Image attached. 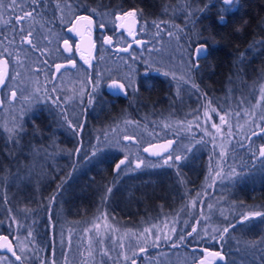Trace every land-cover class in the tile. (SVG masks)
Here are the masks:
<instances>
[{
    "label": "flooded vegetation",
    "instance_id": "1",
    "mask_svg": "<svg viewBox=\"0 0 264 264\" xmlns=\"http://www.w3.org/2000/svg\"><path fill=\"white\" fill-rule=\"evenodd\" d=\"M64 2L42 0L39 5H34L31 0V20L35 22L30 31L32 40L33 35L52 31L48 42H56L61 57L52 61L45 56L46 48L33 45L34 55L40 56L41 60L36 61L31 76L33 82H39L37 85L41 88V99H34L29 90L31 100L37 103V107L24 118L29 127L28 132L32 135L36 133V136L46 137V126L47 130L50 127L52 131H56L55 127L58 125L68 140L64 141L67 145L62 149L79 148L81 151L63 153L66 158L64 176L45 179L47 188L43 198L44 209H34L31 200H27L25 211H2L4 206L0 204V236L8 237L7 242L0 247V264H133V261L135 264H177L176 258H161L159 253L176 255L178 249L193 251L191 261L194 262L191 264H201V261L204 264H224L228 261L225 241L220 235L224 228L217 229L218 240L207 242L195 237L203 231L202 227L194 225L195 220L206 217L204 207L208 200L217 198L220 201L231 200L233 203L237 201L236 183L239 177L225 179L209 172L210 153H213L209 150L212 135L209 113L204 114L202 110L204 105L211 102L210 56L207 52L197 61L193 50L197 43H204V38L198 36L189 49L179 55L177 24L172 13L164 20H159L154 17L155 14L144 15L139 7L130 3L123 9L110 3L109 27H101L97 11L95 14L92 11L83 12L70 1L67 3L74 12L67 17L62 16L63 10L59 6ZM130 10H136L137 15L133 17L135 29L129 32L122 27V22L127 17L116 20L115 11L120 14ZM83 16L89 17L91 21L81 29L91 39L92 47L89 51L80 47V35L76 34V19ZM157 24L160 25L159 29ZM141 26L149 28L151 33L154 31V34L168 37V49L148 51L142 48L147 40L144 39L145 34L138 33ZM164 29H167L166 34L158 32ZM116 31L126 41L114 48L112 43ZM105 37H110L111 43L106 44L109 48L103 50L99 48V38ZM65 40L68 41V50H65ZM129 41L131 43L128 44ZM0 60L6 58L1 57ZM194 63L198 67L193 71ZM235 64H238V59ZM57 65L63 67L57 71ZM8 69L3 64L0 66L2 72ZM234 70L238 72L234 76V83L239 86L242 81L241 73L238 68ZM113 81L123 84L124 89L114 90ZM218 84L225 86L226 82L217 81L216 85ZM2 86L0 85V106ZM241 106L233 107L240 109ZM254 133L256 132L251 131L250 136ZM109 138H134L130 143L136 149L151 148L155 154H162L166 149H186L191 159L182 162L175 160L172 164L134 167L130 170L121 168L119 173L113 161L110 171L115 176H108L106 182L98 188L95 179L98 155L92 157V153L96 150L94 146L99 149H118L109 142ZM169 141L172 142L170 145ZM160 146L166 147L162 150ZM243 147L244 145L241 147L235 143V153H239ZM107 162L109 169V158ZM235 163L233 161V165ZM163 167L170 168L174 176L137 180L124 177L145 168ZM146 187H151L156 193L144 196L142 191ZM163 189L168 190L170 196L157 194V191ZM71 190H74V195L69 193ZM53 191L56 193L52 197L48 193ZM97 218L105 219L107 224L110 218L117 227L135 232L149 229L147 233L159 234L166 230L171 240L160 243L149 241L138 246L128 257L108 256L98 261L95 248L99 242L94 237ZM182 218L189 220L187 225H182ZM75 221L77 222L74 223ZM66 222L70 223L61 225ZM92 226L96 231L92 230ZM193 228L197 229L195 233ZM61 230H76L80 234L90 235V242L89 238L81 241L89 252L83 253L78 260H60L66 258L67 245L56 238ZM179 233L193 234L188 236L186 242L179 243ZM7 244H11L16 255L22 257L21 261H16L12 252L5 247ZM108 244L106 248L109 250ZM141 248L145 251L141 252ZM118 249L123 250V246L119 244ZM208 251L222 253L224 259L208 257Z\"/></svg>",
    "mask_w": 264,
    "mask_h": 264
},
{
    "label": "rangeland",
    "instance_id": "2",
    "mask_svg": "<svg viewBox=\"0 0 264 264\" xmlns=\"http://www.w3.org/2000/svg\"><path fill=\"white\" fill-rule=\"evenodd\" d=\"M220 1L223 8H228V6L223 5L222 0ZM8 3L9 0H5L4 7L0 8V54H2L0 58L5 57L6 61L9 62L7 66L9 67L8 72L11 78H7L8 86H2L1 89L2 106H0V126L10 139H16L22 129H24L23 127L26 126L24 117L30 113L34 107H37V103L31 100L29 90L34 95V99L39 101L41 99V88L37 85L39 82H33V76H31L34 71L33 68L36 66V61L39 62L41 60L40 56L34 55L32 51L33 45L46 48L47 53L45 51V56L51 58L52 61H56L57 57H61V54L58 51L55 41L50 40L51 43L48 42V38L53 34L52 31H45L43 34L33 35L32 40V33H30V31L33 30L35 22L31 20V16L25 19L23 23L17 22L19 17H23L26 13L30 12L31 0H17L18 6L14 9H9ZM176 5L177 7L174 13L175 17L177 16V27L178 30H184L185 26L192 23L191 18H194V15L200 12V9H197L191 0H177ZM59 8L63 10L62 16L64 17L74 12V9L66 2L60 4ZM118 12L119 11H115V14H118ZM190 13L195 14L189 15ZM120 14L122 15V12ZM112 17H114V15H112ZM97 19L100 26L108 25L109 27L108 10L97 11ZM148 29L141 26L138 32L145 34L144 39L147 40L142 48L148 51L168 49V37L154 34V31L151 33ZM166 31L167 29L159 30L158 32L164 35ZM117 32L118 31H116V33ZM27 39H30L31 43H27ZM125 41V38L120 35V33H117L115 34L112 46L117 48V45L121 46ZM127 43L129 44L131 42L129 41ZM141 45L142 44H140V48ZM189 46L190 44L178 41V54L183 55L184 52L189 49ZM99 48L103 50L109 48L104 42V38H99ZM5 49H7V51H5ZM1 65L2 64H0V66ZM43 73L46 74V71ZM262 88H264V75H260L256 84L252 85L253 91L250 94V96L252 95L250 100H243L240 94H238L235 99H229L231 104L237 106L242 105L240 109L233 107L231 104H227V102H225L226 105L222 104V109L215 106L212 101L204 105L202 112L204 114H207V112L209 113L210 131L212 135L210 139L211 149L209 150H212L213 153H210L209 162L211 167L209 172L213 173L215 176L217 175V177L225 179H232L238 176L241 177L242 175L240 173L244 174L248 171V166H246L244 170L240 167L241 160L245 161L247 157L252 161L250 162L251 171L264 165V158L259 157V148L264 145V133L261 132V129L264 128V92L261 91ZM13 90L17 93L15 98L11 96ZM258 113L260 115H258ZM259 116L262 118V121L258 119ZM221 117L224 118L223 122L221 121ZM217 129H219V131ZM222 130L223 133L221 132ZM251 131H255V135L252 134L250 136ZM257 138H260V140L258 139L256 141ZM126 139L127 138H109V142L115 144L118 148L112 149L115 153H118L115 163L127 158L125 165L122 166L123 169L130 170L136 167L138 163L141 166H150L154 164L164 165L165 161L169 160V157H171L169 164H172V162L176 160V156L181 157L180 162L191 159L186 149H166L162 151V154H155L154 149H151L149 152H145L144 149H136V146L130 143V140H134V138H128L127 141ZM137 141L141 142L140 139H137ZM235 143H238L241 147L244 145L245 148H241L242 150L234 156L230 154L227 161H225L230 149H234ZM247 145L249 146L247 147ZM101 150L102 149H100V152ZM151 152L152 155L150 154ZM221 153L224 154L223 157H221ZM30 154L31 161L27 164L29 165L28 171L26 170L19 175H12L10 177L11 183L19 186L28 183V179L35 178V175L32 176L30 172L34 162L40 164L41 161H43L42 163L44 166H47L49 163L55 165L54 160L57 158L56 152L50 149H31ZM233 161H236L234 165ZM254 162L256 163L253 164ZM43 165L37 164L35 166V169L39 166L38 172L36 170L37 177H41ZM44 177L45 175L41 177V179ZM4 182L5 185L10 183V181ZM6 188L7 186L5 190ZM15 202L16 200L13 199L11 208L2 207L1 210L25 211L26 207L22 206L21 203L16 204ZM204 210L206 217H204L203 220L198 218L194 223V225L202 227L203 229L201 233L196 234V238L203 239L204 241L207 240V242L213 239L215 240L218 237L214 236V234H216L219 227L225 228L228 227L229 224L237 225V227L229 229V232L224 233L222 236L223 239H226L225 242L230 239L232 251L229 253L234 256V258L228 259L224 264H264V261L260 259V257L264 256V244L259 243L264 240V217H255L241 223L243 215H247L250 212L264 213L262 211L264 210L262 206L241 205L238 202L233 203L231 200L224 199L220 201L214 198L205 203ZM180 221L182 225H187L189 220L182 218ZM76 222L77 221L74 223ZM95 222L97 232L94 234V237L95 239L97 238L99 242L97 248H95V257H98V261L108 256L128 257L137 250L138 246L140 247V245L149 241H156L155 236L157 234L147 233L144 230L135 232L127 228L122 229L112 223L110 218L109 224H107L105 219L100 220V218H97ZM256 222L258 223L256 227L254 226L251 230L248 229L251 223ZM67 223L70 222L62 223L61 225H66ZM92 230L96 231L93 226ZM159 235H161V237L165 235L169 236L166 230H162ZM89 237L90 235L80 234L76 230H61L58 232L56 234L57 240L67 243L65 248L66 258L60 260H78L83 253L89 252V249L81 242L83 240L87 241ZM90 241L91 238H89V242ZM253 242L258 244V247L255 249L250 247ZM107 243H109V250L106 248ZM119 244L123 246V250L118 249ZM242 249H245L247 256L242 254ZM115 252L119 255H116ZM119 252H121V254ZM159 257L167 259L176 258L177 264H191L194 262L191 261L193 258V251L191 249H178L176 255L170 256L164 254V252H160Z\"/></svg>",
    "mask_w": 264,
    "mask_h": 264
},
{
    "label": "trees",
    "instance_id": "3",
    "mask_svg": "<svg viewBox=\"0 0 264 264\" xmlns=\"http://www.w3.org/2000/svg\"><path fill=\"white\" fill-rule=\"evenodd\" d=\"M50 1V0H47ZM57 1V0H55ZM75 3L76 7L83 12H91L93 9L96 11L108 10L109 4L113 3L116 8H125L127 4L139 7L144 15L155 14L154 17L159 20H164L170 16V13L175 17V11L177 7V0H59ZM192 3L200 9L194 18L192 23L184 27V30H178L177 39L187 44L195 42L197 37H203V41L206 44L210 56L209 62V76H210V89L209 96L211 101L218 105L231 104L229 99L237 98L240 94L243 100H250L253 91L252 85L256 84L258 77L264 75V0H234L233 6L230 8H223L220 0H191ZM129 6V5H128ZM162 9V11L160 10ZM223 9V12H222ZM225 16V21L219 20L220 15ZM168 20V18L166 19ZM177 24V23H176ZM192 28V29H191ZM204 28V30H203ZM239 29V31H237ZM238 59V64H235V60ZM238 65V66H237ZM241 73L242 81L241 85L237 86L234 83V76L238 73L234 69H237ZM230 78V81H229ZM224 80L225 86L220 84L216 85L217 81ZM247 103V102H246ZM234 106V104H231ZM258 115H260L258 113ZM259 120L262 118L259 116ZM26 121V119L24 120ZM26 124L24 131H22L16 139H10L0 126V204L7 208L12 207V200H16L17 203H21L26 207L27 200H31V206L34 209H44V196L47 188L46 177L60 178L63 177L66 158L63 153H73L76 149H62L68 141L65 139V135L61 128L56 125L55 130L52 131L50 127L47 130L46 137L36 136L29 133V127ZM224 139V138H223ZM260 140V138H258ZM225 141V140H224ZM234 148V147H233ZM31 149H50L56 152V160L54 164L43 165V161L39 164L34 162L33 168L30 169L32 176L35 178L28 179L23 185H16L11 183L10 177L14 174L24 173L29 169L31 161ZM242 149H240L241 151ZM236 149H230L226 160L231 154L234 156ZM59 156V157H58ZM118 153H115L112 149H102L98 154V168L95 179L98 188L104 184L109 178L115 176L111 174L110 164L115 161ZM109 158V169H108ZM249 158L245 161L241 160L240 167L242 170L248 166L246 173H241V177H238L237 188V201L241 205L249 206H262L264 209V165L259 168H255L251 171ZM254 162L253 164H255ZM43 165V173L38 174L44 178L37 177L39 166ZM26 168V169H25ZM37 170V172H36ZM109 172V175H108ZM185 173V170H184ZM174 176L170 168H145L134 173L125 175L127 179H147L148 177L170 178ZM4 177V178H3ZM7 177V178H6ZM47 177V178H48ZM123 177V175L121 176ZM4 181H10L5 185ZM46 184V186H45ZM7 186L6 190L5 187ZM147 186V185H146ZM145 187V186H141ZM57 188V186H55ZM158 189V187H155ZM167 188V187H165ZM75 190V189H74ZM74 190L69 191L71 195H74ZM10 192V193H9ZM56 191L50 192L52 197ZM156 193L152 191L151 187L143 189L142 194L152 195ZM41 194V195H40ZM157 194H164L170 196L168 190L157 191ZM11 197H10V196ZM42 197V198H41ZM12 199V200H10ZM69 206V205H68ZM264 212V210H262ZM256 223H251L248 229H252L257 226ZM218 234L215 236L217 237ZM184 236L185 239L181 241L180 237ZM178 242H186L188 240L187 233H179L177 235ZM218 240V238L216 239ZM228 240V239H227ZM226 241V239H224ZM232 251V243L230 239L225 242V252L227 258H234L229 252ZM242 254L247 256L245 249H242Z\"/></svg>",
    "mask_w": 264,
    "mask_h": 264
},
{
    "label": "snow or ice",
    "instance_id": "4",
    "mask_svg": "<svg viewBox=\"0 0 264 264\" xmlns=\"http://www.w3.org/2000/svg\"><path fill=\"white\" fill-rule=\"evenodd\" d=\"M41 2H42V0H33V4L34 5H39ZM222 2H223V5L228 6L230 8L231 6H233L234 0H222ZM4 4H5V0H0V8H3L4 7ZM17 6H18L17 5V0H9V3H8L9 9H14ZM95 11L96 10L93 9L92 10V14H95ZM222 12H223V9H222ZM32 14L33 13H31V12L26 13L25 16L19 17L17 19V22L18 23H23L24 20L27 19L28 17L32 16ZM194 14L195 13H190L189 15H194ZM136 15H137L136 10L124 11L122 13V15L121 14H117L116 15V20H120V19H122L124 17H135ZM77 19L78 20H89V17H77ZM225 19H226L225 16L223 14H221L220 17H219V20L221 22H224ZM89 22H91V21L89 20ZM101 27H103V25H101ZM156 27L159 29L160 28V25L157 24ZM237 31H239V29H237ZM29 35H31V34H29ZM26 42L27 43H31V40L30 39H27ZM104 42L106 44L111 43V38L110 37H105L104 38ZM137 43H140V41H137ZM64 45H65V50H68V41L67 40L64 41ZM5 51H7V49H5ZM125 51H127V49H125ZM207 52H208V48H207V46L205 44H198V46L196 47V52H195V58H196V60L198 61ZM0 55H2V54H0ZM189 61L190 62L192 61L191 55L189 56ZM8 63L9 62L6 61V60H0V64L5 65V68H7ZM62 67H63V65H57L56 66L57 71H59ZM197 67H198V64H195L194 63L192 65V70L194 71ZM7 78H11L8 71L0 72V85H3L5 87H7L8 86L7 85ZM112 87L116 91H121V90L124 89L125 86L123 84H117L115 81H113ZM261 91L264 92V88H262ZM16 95H17L16 91L13 90L11 92V96L13 98H15ZM54 103H55V101H54ZM89 103L90 104L92 103L91 99L89 100ZM221 121L222 122L224 121V118L223 117H221ZM81 127H83V126H81ZM217 130L219 131V129H217ZM261 132L264 133V128L261 129ZM254 135H255V133H254ZM171 143L172 142L169 141V145ZM153 147H155V146H153ZM160 147L163 150V148L166 147V146H160ZM94 148L96 150L92 153V157H96L99 154V152H100V149H99L98 146H94ZM76 151H77V153H79L81 151V149L78 148ZM144 151L145 152H149V151H151V148H145ZM223 155L224 154L221 153V157H223ZM259 157L260 158H264V145H262L259 148ZM126 159L127 158L122 159L118 163H116L115 169H116L117 173H119V171L121 170L122 166L125 165ZM175 159H176V161H179V160H181V157L180 156H176ZM170 161H171V157H169V160H166L165 161V164H169ZM140 166L141 165L139 163L136 165L137 168H140ZM109 191H111V189H109ZM255 217H264V213H262V212H250L247 215H243L242 216V219H241V223L246 222V221H249L250 219L255 218ZM235 227H237V225L229 224L228 227H225L223 229V232L220 235L223 236L224 233L229 232V229L235 228ZM148 231H149V229H145V232H148ZM173 231H175V228H173ZM196 231H197V229L196 228H193V233H195ZM193 233H188V236L191 237ZM29 235H31V234H29ZM2 239L7 240L8 237L5 236V237H2ZM180 239H181V241H183L185 239V237L184 236H181ZM155 240H156L157 243H160L162 241L163 242H166V241H170L171 240V237L170 236H167V235L161 237V235L157 234L155 236ZM259 243L260 244H264V240L260 241ZM5 247H7V249H8L9 252H12V255L15 256L16 261H21L22 260V257L19 256V255H16V252L13 251V247H12L11 244H7V245H5ZM250 247L252 249H255L256 247H258V244L255 243V242H253ZM140 251L143 252V251H145V249L141 248ZM213 255L214 256H221V254L219 252L213 253ZM221 259H223L222 256H221ZM260 259L262 261H264V256L260 257ZM133 264H135V261H133ZM201 264H204V261H201Z\"/></svg>",
    "mask_w": 264,
    "mask_h": 264
},
{
    "label": "water",
    "instance_id": "5",
    "mask_svg": "<svg viewBox=\"0 0 264 264\" xmlns=\"http://www.w3.org/2000/svg\"><path fill=\"white\" fill-rule=\"evenodd\" d=\"M85 17V16H83ZM89 23V20H78L76 19V34L80 35L79 37V45L83 50H87L89 51L92 47L91 45V39L89 37L88 34H85L82 32V28L85 26V24ZM122 27L125 28V30L127 31H133L135 29V20L133 17H127L123 22H122ZM198 44H205L203 42H199L197 43L194 47V56H195V52H196V47L198 46ZM206 45V44H205ZM0 72H2V70H0ZM2 237H5L4 235L0 236V247L5 244L7 241L2 239ZM213 253H216L215 251H208L207 256L208 257H214L216 259H220L223 260L224 259V255L222 253L221 256L223 257V259H221V256H214Z\"/></svg>",
    "mask_w": 264,
    "mask_h": 264
}]
</instances>
